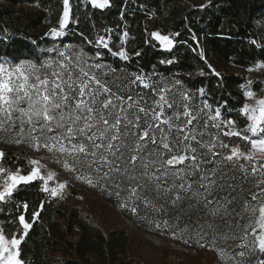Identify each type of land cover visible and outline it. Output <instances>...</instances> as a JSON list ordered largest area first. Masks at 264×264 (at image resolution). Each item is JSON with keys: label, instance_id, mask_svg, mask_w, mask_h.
<instances>
[{"label": "snow or ice", "instance_id": "1", "mask_svg": "<svg viewBox=\"0 0 264 264\" xmlns=\"http://www.w3.org/2000/svg\"><path fill=\"white\" fill-rule=\"evenodd\" d=\"M83 2L99 10L112 6V0ZM62 6L59 27L50 29L53 37L65 35L62 30L73 19L70 0H62ZM105 32L108 35L98 34L87 43L129 60L124 47L129 33L124 31L117 45L111 41L112 30ZM150 37L166 51L174 48L168 34L153 31ZM46 51L55 56L40 64L22 57L0 60V135L5 143L27 141L55 152L57 160L72 157V164L65 161L64 167L77 173L76 179L91 187L104 183L116 189L108 194L124 211L151 220L158 229L171 230L185 244L192 240L201 249L216 250L221 242L240 241L232 251L219 248L225 264H264V97L244 91L254 104L242 106L245 127L238 129L235 120L219 119V108L209 115L205 109L211 110L210 105L195 103L194 94L180 80L168 87L153 79L156 72H133L122 79L116 68L89 62L102 53L88 57L75 45ZM256 68L264 69V63ZM197 91L204 95L203 88ZM222 137H237L244 143L231 146ZM224 149L230 153L224 155ZM4 158L0 150V163ZM241 158L249 164L239 163ZM30 164L28 174L0 166V202L11 198L21 184L36 180L54 198L66 188L65 182L50 188L55 174H43L38 160ZM23 207L27 209V203ZM39 215L34 212L33 218ZM182 221L185 226L179 228ZM18 224L20 231L11 237L0 229V264H24L21 245L33 225L23 214Z\"/></svg>", "mask_w": 264, "mask_h": 264}, {"label": "trees", "instance_id": "2", "mask_svg": "<svg viewBox=\"0 0 264 264\" xmlns=\"http://www.w3.org/2000/svg\"><path fill=\"white\" fill-rule=\"evenodd\" d=\"M70 3L73 19L62 30L65 35L53 37L50 29L59 27L62 0H0V60L22 57L40 64L55 56L46 49L75 45L88 57L102 53L89 62L116 68V75L122 79L133 72H156L153 79L168 87L180 80L194 94L195 103L207 102L211 111L220 109V120L233 119L245 126L241 109L246 71L264 63V0H112V6L105 10L93 9L83 0ZM105 29L112 30L111 41L117 45L122 33H129L124 38L129 60L87 43L98 34L108 35ZM153 31L170 35L174 48L164 50L150 37ZM169 59L172 64H160ZM200 88L204 89L203 96L197 91ZM225 138L231 146L243 142L237 137ZM2 149L6 169L29 172L32 149L22 145ZM42 187L40 180L21 184L11 198L0 202V228L9 237L20 231L21 214L33 225L21 245L24 264H150L133 248L126 227L110 230L94 224L82 208L69 206ZM34 212L40 213L38 218H33ZM131 219V224L148 229L135 217Z\"/></svg>", "mask_w": 264, "mask_h": 264}, {"label": "rangeland", "instance_id": "3", "mask_svg": "<svg viewBox=\"0 0 264 264\" xmlns=\"http://www.w3.org/2000/svg\"><path fill=\"white\" fill-rule=\"evenodd\" d=\"M256 65L250 68L252 69L251 71L250 69L246 71L247 82L244 85V91L251 90L254 92L255 97L259 98L264 97V69H257ZM249 80L252 81L251 85H248ZM256 88H260L261 90L258 91ZM151 99L152 98L150 97L149 100ZM245 103L253 105L254 100H248L245 97ZM199 105L200 107H203V104L199 103ZM205 111L208 112L209 115L214 114V111L209 109H205ZM236 127L238 129H242L245 126L241 127L236 124ZM211 131L215 132L216 130L212 129ZM222 139H224L226 143H229L225 137H222ZM243 143L244 142H242V144ZM15 145H22L32 149L30 160L35 159L40 162L43 166L41 168L43 174L46 175L48 172H53L55 174L53 180L49 181L50 188L56 187V185L60 182L66 183V188L58 196L67 201L69 206L76 205L82 208L85 216H87L92 223L110 230L126 227L132 237L133 248H136L135 251H137V254L150 264H225L224 260L219 256V248H225L232 251L233 246L240 242L238 240L229 239L226 242H221L216 250H212L211 247L201 249L198 245H195L192 240H190L188 244H185L183 239L174 238L171 230H164L162 228L158 229L155 224L151 222V220L138 218L130 211H124L121 207H119L117 198L114 195L110 196L108 194L109 191H115L116 189L109 188L108 185L104 183H101L96 187H91L86 183V181L76 179L75 177L77 173H74L64 167L65 161H67L70 165L72 164V157L64 156L57 160L55 158L56 153H50L43 146L37 147L34 143L27 141L17 144L11 142L10 140L5 143L4 137L0 135V150L4 152V149H2L3 146ZM235 146L241 145L237 144ZM221 151L224 155L230 153V149H224ZM30 160L29 172L33 167V165L30 164ZM259 161L260 157L257 156L256 162L258 163ZM238 162L245 164L246 166L249 164L248 161L242 158ZM0 166L5 168L3 162L0 163ZM76 167L79 168V165H76ZM6 170L16 172L17 169ZM28 173H24V171L20 169V174ZM79 174L84 175L83 172H80ZM122 187L124 186L122 185ZM2 190L3 184L2 181H0V191ZM126 195V193L122 192L123 197H126ZM132 217H135L136 221L140 225H143L149 230L138 228L134 222L131 224L129 221L132 220ZM184 219L187 220V217ZM195 219L196 216L193 214V222ZM184 226L185 224L182 221L179 228H183ZM225 231L227 230L225 229ZM3 232L5 233V231ZM177 233L179 234V229H177ZM5 235L8 236L6 233ZM73 238L76 239V237ZM184 239H188V236H184ZM261 258H264V256Z\"/></svg>", "mask_w": 264, "mask_h": 264}, {"label": "crops", "instance_id": "4", "mask_svg": "<svg viewBox=\"0 0 264 264\" xmlns=\"http://www.w3.org/2000/svg\"><path fill=\"white\" fill-rule=\"evenodd\" d=\"M3 184V183H2ZM0 229H2V228H0ZM3 230V229H2ZM4 231V230H3Z\"/></svg>", "mask_w": 264, "mask_h": 264}]
</instances>
